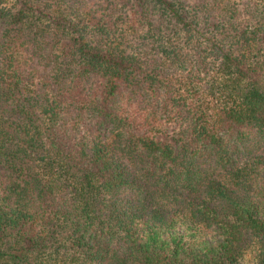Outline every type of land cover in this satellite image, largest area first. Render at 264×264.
<instances>
[{
  "label": "trees",
  "instance_id": "obj_1",
  "mask_svg": "<svg viewBox=\"0 0 264 264\" xmlns=\"http://www.w3.org/2000/svg\"><path fill=\"white\" fill-rule=\"evenodd\" d=\"M0 264H264V0H0Z\"/></svg>",
  "mask_w": 264,
  "mask_h": 264
}]
</instances>
